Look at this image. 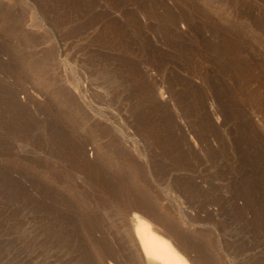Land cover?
<instances>
[{
  "label": "rangeland",
  "instance_id": "374dc122",
  "mask_svg": "<svg viewBox=\"0 0 264 264\" xmlns=\"http://www.w3.org/2000/svg\"><path fill=\"white\" fill-rule=\"evenodd\" d=\"M0 81V264H138L134 213L197 264H264V0H0ZM122 149L151 202L115 197Z\"/></svg>",
  "mask_w": 264,
  "mask_h": 264
},
{
  "label": "bare ground",
  "instance_id": "6f19581e",
  "mask_svg": "<svg viewBox=\"0 0 264 264\" xmlns=\"http://www.w3.org/2000/svg\"><path fill=\"white\" fill-rule=\"evenodd\" d=\"M3 85H5V84H3ZM3 85H0V104L5 105L8 102L7 99L9 96H7V94L9 92L6 89L7 85L6 86H3ZM73 86H74V84H73ZM76 86H77V84L75 82L74 87L76 88ZM7 88L10 89L8 86H7ZM0 108H2V106ZM3 109H4V107H3ZM6 109H7V107H6ZM149 109H151V108H149ZM149 109H147V110L150 111ZM142 115L145 117L139 118V120L140 119L141 120L138 122V126L147 138H149V139L152 138L151 140H153L154 144L156 145L157 150H158L157 151L158 154H161L163 157H165V159H167L169 161L168 162L169 166L173 167V166H175V164L178 166L179 165L182 166L187 159V155H188L189 150L187 151L186 149L185 150L183 149L182 143L184 141V136L181 133L175 132V130L173 128L174 124L172 125L171 121H170V123L168 122L170 120V117H169V120L166 118L168 121L166 119H165V121L160 120L161 123H159V122H156L157 120H155V117L153 119V116L151 117L150 114L144 115V113H143ZM172 123H173V121H172ZM74 124L72 123L71 126H73ZM74 126H76V125H74ZM174 127H176V126H174ZM72 128H74V127H72ZM120 154H121V156H123L125 158L127 168L125 171H123L119 175V177H118V174H117V176H113L116 174L115 173H113V174L109 173L110 177L111 176H113L114 178L118 177V179H119V181H117V183H115V185H117V186H115L116 187L115 194L117 192V194L119 196H117V194L115 196L114 190L112 193V194H114L113 196H115L117 199H119L118 201L121 202V204H123V205L129 206L133 203H135V204L136 203H142V202L145 203L146 199L148 197V195L146 193L149 190L145 191L144 188H143L144 190L141 189L140 187H142V185H138V183H136L135 177H137V175L139 173L138 172V162H136L129 153H127L126 151H123V149H122V152H120ZM107 162H109V161H107ZM107 162L106 163L104 162L105 163L104 166H106ZM113 163L111 161V164H110V162L108 164L110 167H113V165H112ZM168 165L167 164L164 166L162 165L164 168H162V167L161 168L167 169ZM109 166H108V168H110ZM114 168L117 169V167H115V166H114ZM113 177H111V178H113ZM113 184L114 183H112L111 186H113ZM187 185H185L186 189H187ZM143 186L146 189H148L147 186H145V185H143ZM192 186H193V184L192 185L189 184L190 188ZM189 187H188V189H189ZM191 189H193V187ZM121 197L123 198V200H121ZM152 197H153V195H152ZM154 199L155 198H152L151 200H154ZM149 200H147L146 203H148ZM149 202H151V201H149ZM152 203H155V202H152ZM156 203H155V205H156ZM153 205H150V207ZM131 225H132L131 232L133 233L134 237H133V239H130V241L132 244L135 243V246L137 247V251H136L137 253L135 252V254L137 256L138 261L134 260V262H137L138 264H197L196 262H194L193 259H191L187 255L186 250H185L186 248L184 246L183 247L185 249L183 247L179 246L177 243H175L174 240L168 235L167 232H165L164 230L161 231L158 227H156L154 224H152L146 217L134 213L132 215V218H131ZM200 247L201 248L199 249V251L203 254H205L207 251L211 252L210 248L212 246H210L209 244L208 245L203 244ZM107 249L109 250V248H107ZM107 249L105 247L103 250H105L107 252L108 251ZM104 254H106V253H104ZM201 264H222V263L218 258H215L214 256H212V253H210V254L206 255L204 261L201 262Z\"/></svg>",
  "mask_w": 264,
  "mask_h": 264
}]
</instances>
